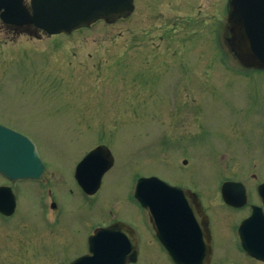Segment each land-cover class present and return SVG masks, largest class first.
Listing matches in <instances>:
<instances>
[{
  "label": "rangeland",
  "instance_id": "374dc122",
  "mask_svg": "<svg viewBox=\"0 0 264 264\" xmlns=\"http://www.w3.org/2000/svg\"><path fill=\"white\" fill-rule=\"evenodd\" d=\"M216 1L217 20H200L195 34L187 20L182 34L164 35L144 0L137 14L70 37L0 31V125L32 139L47 167L41 182L15 184V214L0 217V253H14L13 264H68L117 221L135 230L136 264H173L134 199L141 176L209 194L228 179L250 189L264 182V71L241 68L225 33L213 34L227 18L228 0ZM200 4L207 12L211 0ZM100 144L115 165L86 197L73 172ZM211 211L214 226L243 217L219 204Z\"/></svg>",
  "mask_w": 264,
  "mask_h": 264
},
{
  "label": "water",
  "instance_id": "95a60500",
  "mask_svg": "<svg viewBox=\"0 0 264 264\" xmlns=\"http://www.w3.org/2000/svg\"><path fill=\"white\" fill-rule=\"evenodd\" d=\"M133 1L31 0L30 12L24 0H0V10L5 9L2 18L6 23L35 26L49 34H69L100 19L114 23L133 11ZM228 24L230 47L240 63L246 68L264 70V0H230ZM113 162L108 148L98 147L80 163L76 179L87 193L92 194L100 187L103 175ZM0 173L12 181L41 179L45 173L33 141L3 125H0ZM236 187L235 183L224 185V198L229 204L237 205L228 199V189ZM134 196L148 209L157 236L168 248L175 264H209L212 250L208 241L199 240L193 254L178 247L184 236L198 233L202 238L198 223L201 219L189 202L187 192L153 176L138 180ZM15 206L12 190L0 187V212L9 216ZM258 226H264V216L260 211L243 223L242 238L245 231ZM172 243L177 246L176 249L169 248ZM89 250L88 255L71 264H127L136 262L139 253L134 231L124 223L98 230L89 240ZM184 252L194 257H187Z\"/></svg>",
  "mask_w": 264,
  "mask_h": 264
},
{
  "label": "flooded vegetation",
  "instance_id": "af4514ba",
  "mask_svg": "<svg viewBox=\"0 0 264 264\" xmlns=\"http://www.w3.org/2000/svg\"><path fill=\"white\" fill-rule=\"evenodd\" d=\"M154 1L157 3L155 4L152 0H144V9L147 12H151L152 15L155 14L158 19L164 21L165 27H162L164 35L170 36V34H182V29L186 25L187 20H189L190 24L194 25L193 28L190 29L191 33H194L196 32V27L198 28L200 26L198 20H201L202 24H204L203 20H205L206 22L207 20L216 19L214 13L216 12L215 8H217L216 0H211L209 11L204 12V10L202 9L203 6H201L197 12L189 14L188 17L186 13L187 11H192V2H188L189 5H186V0ZM139 4L140 0H135V11L132 15L137 14ZM162 5H167L169 8L166 9L165 6L162 9ZM180 12H185V14H180ZM210 12L212 14L209 16ZM212 25H214V27H212L211 31L213 33H216L218 28L215 24V21L214 23H212ZM0 31L12 37H18L23 34H28L34 39H41L44 36L40 31L34 28H21L7 25L1 20V17ZM186 189L190 192V200L194 204L198 212L202 215L206 214L204 215L206 217H203V220L201 221V225L206 232H208L209 230L211 233V244L213 249L211 264H264L263 260L247 254L242 245L241 237L239 236V227L242 221L252 214L253 207L260 206L264 209V203L258 193V188L246 190L248 202L241 208H235L227 205L222 198L221 188L219 189V192L212 194L204 193L202 192L203 189L200 188L187 187ZM218 204L226 207L227 210L231 213H245L243 219L239 223H223V225L218 224L214 226L211 215L212 211L210 212V209L211 207H214ZM151 230L154 239H156L153 225H151ZM262 230H264V228H251L250 230H248V232L245 231V240L248 243V249L250 251L254 250L256 254L259 255L264 254V243L259 242L262 237L258 235V233ZM192 238L194 240V236ZM183 247L185 249L195 248L193 243L187 244L186 242L183 244ZM161 249L163 255L170 260L168 251H166L162 246ZM13 254L14 253H0V264H13L17 262V258ZM235 257L240 258L242 261H236Z\"/></svg>",
  "mask_w": 264,
  "mask_h": 264
}]
</instances>
